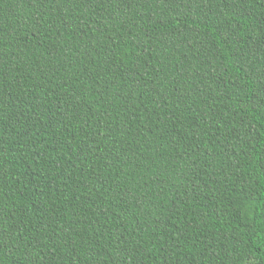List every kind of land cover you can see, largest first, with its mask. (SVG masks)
<instances>
[{
  "label": "trees",
  "instance_id": "1",
  "mask_svg": "<svg viewBox=\"0 0 264 264\" xmlns=\"http://www.w3.org/2000/svg\"><path fill=\"white\" fill-rule=\"evenodd\" d=\"M0 264H264V0H0Z\"/></svg>",
  "mask_w": 264,
  "mask_h": 264
}]
</instances>
